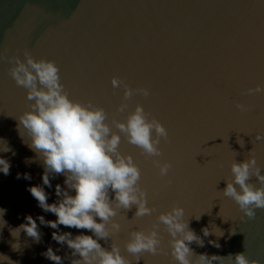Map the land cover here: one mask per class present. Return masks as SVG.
Returning <instances> with one entry per match:
<instances>
[{
    "label": "water",
    "instance_id": "1",
    "mask_svg": "<svg viewBox=\"0 0 264 264\" xmlns=\"http://www.w3.org/2000/svg\"><path fill=\"white\" fill-rule=\"evenodd\" d=\"M5 49L8 56L21 59L27 49L34 58L53 60L70 98L104 108L110 126L113 118L124 121L140 104L167 129L159 157H145L121 137L119 151L131 155L139 166L138 184L146 192V206L156 211L135 217V205L117 210L111 219L120 230L98 241L102 247L116 243L131 260L124 249L129 232L152 228L160 212L177 204L204 241V247L189 245L195 254L227 256L242 251L264 264V209L242 220L237 205L218 192L225 187L222 180L230 178V162L247 158L250 150L264 174V140L254 139L257 133L264 136V93L246 91L264 87V0H0V53ZM9 67L0 59V138L16 153L0 152L10 163L9 175L0 173V208L6 209L4 216L0 214V254L11 260L0 258V264H53L41 255L47 247L59 249L56 254L63 264H70L64 259L70 250L53 241L55 230L38 220V243L21 232L16 234L15 251L10 246L15 241L9 231L26 223L25 215L33 219L42 215L45 220L55 216L43 212L27 191L42 185L43 167L39 161L25 162L35 154L18 136L14 118L29 110L30 102L8 75ZM113 76L131 88H148L150 95L134 94L125 102L127 110L117 112L123 89L112 88ZM236 103L248 110L240 112ZM3 148L0 141V151ZM153 159L172 164L167 176H159ZM17 173H28L31 180L17 179ZM63 180L60 175L50 177L53 187H45L49 203L57 199L54 188L64 187ZM250 182L257 184L255 177ZM210 222L222 230V237L202 235L201 227ZM156 230L163 252H145L133 264H176L163 225ZM230 230L235 234L230 236ZM59 231L91 235L64 226ZM208 240H217L221 248ZM222 264L230 262L225 259Z\"/></svg>",
    "mask_w": 264,
    "mask_h": 264
},
{
    "label": "clouds",
    "instance_id": "2",
    "mask_svg": "<svg viewBox=\"0 0 264 264\" xmlns=\"http://www.w3.org/2000/svg\"><path fill=\"white\" fill-rule=\"evenodd\" d=\"M22 56L23 59L17 55L8 56L7 49L0 53V59L6 60L10 65L8 75L16 86L25 90V98L30 102L29 110L14 118L18 136L35 154L25 162L31 164L39 161L43 167L42 185L29 186L27 191L39 208L53 214L55 220H45L42 215L35 219L31 215H25L26 223L9 231L15 241L10 243L13 251L16 248V234L20 235L21 232L33 242L40 241L38 220L40 225L55 230L51 233L53 241L58 245H66L70 250V254L64 257L70 260V264H133L145 252L152 255L163 252L160 234L156 230L163 225L170 237V256L176 264H222L225 259L230 264H259L257 260L247 258L242 251L227 256L195 254L189 245L195 243L204 247V241L189 227V222L184 219V208L177 204L160 212L156 217L158 223L153 224L152 228L129 232L124 249L131 255V260L121 254L116 243H111L107 249L102 247L98 241L107 240L120 230V224L111 219L117 215V210H128L135 205V217L151 215L156 211L155 208L146 206V192L138 184L141 176L139 166L131 155L119 151L121 137L138 147L145 157H159L161 139H168L167 129L140 104H136L134 110L128 112L124 121L113 118L110 126L104 108L90 100L82 102L70 98L61 82L60 69L53 60L34 58L27 49L23 50ZM110 84L113 89H123L122 102L116 108L119 113L127 110L128 104L125 102L134 94L143 97L150 95L148 88H131L116 76L110 78ZM246 91L249 95L264 93V87L256 85ZM235 108L240 112L248 110V106L241 103H236ZM254 139L262 141L264 136L257 133ZM0 141L4 143L0 152H11L13 156L16 154L5 139L0 138ZM237 143L241 145L240 142ZM247 153V158L239 162L233 159L230 162V178L222 180L225 187L217 190L220 195L237 205L243 214L242 220L245 217L254 218L256 209H264V174L253 151ZM152 163L161 177L167 176L172 167L171 163L158 159H153ZM9 171V161L0 157V173L7 176ZM57 175L64 177V187L55 185L57 199L49 203L45 187L52 188L50 177L55 179ZM253 177L259 186L250 182ZM16 178L31 180L28 173H17ZM5 213L6 209L0 208V214L4 216ZM199 219L200 217L196 220ZM4 224L6 227L5 220ZM59 226L87 230L91 235L84 232L76 235L67 231L60 232ZM200 232L204 237L223 236L222 230L211 222L208 226L201 227ZM234 234L230 230L229 235ZM208 244L221 248L217 240H208ZM56 251L47 247L41 255L53 264H63L62 257ZM0 258L11 261L3 254H0Z\"/></svg>",
    "mask_w": 264,
    "mask_h": 264
}]
</instances>
